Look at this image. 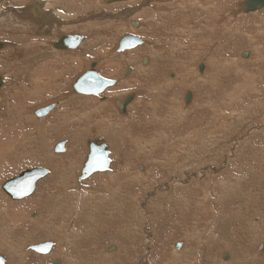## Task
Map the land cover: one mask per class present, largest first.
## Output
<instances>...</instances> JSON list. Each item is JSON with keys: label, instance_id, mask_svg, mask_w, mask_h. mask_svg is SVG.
I'll use <instances>...</instances> for the list:
<instances>
[{"label": "rangeland", "instance_id": "374dc122", "mask_svg": "<svg viewBox=\"0 0 264 264\" xmlns=\"http://www.w3.org/2000/svg\"><path fill=\"white\" fill-rule=\"evenodd\" d=\"M31 1L9 0V6L22 9ZM66 1H55L57 6L53 3V8L71 23L58 28L64 34L55 33L50 39L32 34L35 25H27V18L20 19L13 11L10 18L0 16V43L24 44L25 50L32 47L26 50L25 57L11 59L15 65L9 73L10 83L0 89V132L7 135L5 142L12 138L17 142L13 144L12 157L8 152L1 154L4 147L0 144V167L9 166L17 157L25 156L27 160L25 154L36 159L12 165L0 177V200L4 197L3 201L14 207L23 205L18 208L23 217L20 227L16 222L12 226L0 209V256L5 257L6 264H53L56 259L61 264H264V9L242 15L235 11L243 0H197V8L203 7L200 9L189 7L187 0L188 3L161 0L164 11L155 16L151 9L154 4L148 2ZM172 4H179V9L173 8L175 13ZM133 8H137L135 14L126 19L102 17L75 22L86 16L121 14ZM186 11V20H199L194 32L202 33L197 37L201 42L197 47L194 33L181 45L179 34L172 36L174 29L170 30L169 21L178 25L176 19ZM209 11L215 20L210 26H203V21L211 19ZM161 13L163 16H159ZM162 20L166 23L164 28L159 27ZM156 28L163 31L157 33ZM24 30L29 34L22 36ZM66 35L93 37L78 52L51 54L53 45ZM129 35L141 38L145 44L117 53L120 40ZM40 41L52 46L41 49L43 46L36 44ZM9 45L7 49L14 52ZM175 48L184 49L177 52V59L172 57ZM247 52L252 54L244 59ZM142 57L151 61L143 63ZM0 61V67L5 68L6 59L0 57ZM22 61L27 67L19 63ZM91 63L98 64L97 71L106 80L117 79V86L110 89L116 93L105 96L106 107L102 106L104 96L93 98L97 101L94 104L89 96L73 93L74 82ZM201 65L203 73L199 70ZM55 66L59 68L56 72L67 66L72 73L65 74L58 85L47 86L48 73ZM106 68L119 75L105 76ZM128 69L132 70L129 75ZM174 79L177 81L173 84ZM166 85H172V106L163 110L164 105L158 104L167 95ZM188 90L192 101L186 105ZM131 93L136 97L127 113L122 114L115 101ZM113 97L116 100L112 101ZM79 100H87L89 108L80 105ZM182 101L185 107L192 106L191 114L183 120L177 116L169 118L180 110ZM52 104L57 108L45 118L35 115L40 108ZM17 107H23L21 113ZM104 110L111 112L110 121H106L107 117L104 120ZM198 110H202V115L195 112ZM156 113L159 120L170 119L169 134L163 131L162 122L153 119ZM5 118L11 121L3 126ZM17 118L22 119L19 125ZM114 119L121 124L113 123ZM204 119L208 125L203 124ZM198 120L201 123L196 125ZM10 128L20 129V133L11 134ZM63 140L67 142L66 151L55 153V147ZM90 140L107 144L111 168L79 182ZM19 142L24 145L22 152L15 149ZM54 166L59 168V174L53 173ZM38 168L47 169L49 174L37 183L30 197L13 200L3 191L8 180ZM44 188L48 189L42 203L34 210L25 208L26 201ZM52 192L50 199L48 193ZM64 198L69 200L62 202ZM32 213L41 219L39 228L30 222ZM45 243L53 244L55 253L42 255L30 249ZM178 243L182 244L180 250L175 248Z\"/></svg>", "mask_w": 264, "mask_h": 264}, {"label": "bare ground", "instance_id": "6f19581e", "mask_svg": "<svg viewBox=\"0 0 264 264\" xmlns=\"http://www.w3.org/2000/svg\"><path fill=\"white\" fill-rule=\"evenodd\" d=\"M17 1H19L20 2V0H16V2ZM55 1L57 2V0H32L31 1V3H30V5L29 6H27V7H25V8H16V9H13L12 7H10L9 6V0H0V16L2 17V18H10L11 16V12L13 11L14 12V14L15 15H17V17L18 18H20V19H23V18H27L26 19V21H24V22H26V24L28 25V23H32V24H34L35 25V29H34V32L32 33V34H35L36 36H38L39 37V35H45L46 37V39H50V38H48V37H50V36H52L53 34H55V33H57V35H62V34H64V32L63 33H61L60 34V32L61 31H63V30H60L59 31V27L61 26V25H67L68 23H71L70 22V20L69 21H66L65 19H63L61 16H59V13L55 10V7L53 8V3H54V5H56L55 4ZM62 2H64L65 1V3L67 2L66 0H61ZM121 1H124V0H121ZM125 1H128V0H125ZM132 1H134V2H139L140 1V3H146L147 4V2L148 3H151V4H154V6H152L151 5V9H152V11L155 13V16H157L156 14H158L159 12L158 11H160V12H163L164 11V8H162V7H160V4H161V0H132ZM155 1V2H154ZM160 1V2H159ZM177 1V0H176ZM184 1H186V0H184ZM187 1H190V3H188ZM186 2L188 3V4H191V5H189V7L190 6H196V8H197V5H198V2H197V0H187ZM209 1V0H208ZM175 2V1H174ZM202 2H204V1H202ZM210 2H212V1H210ZM213 2H215V0H213ZM29 3V2H28ZM58 3V2H57ZM85 3V2H84ZM181 3V2H180ZM183 3V2H182ZM186 3V4H187ZM207 3H209V2H207ZM206 4V3H205ZM212 5H213V3H211ZM210 4V5H211ZM21 5V4H20ZM69 5V4H68ZM73 5V4H72ZM84 5V4H83ZM90 5V4H89ZM182 5V4H181ZM184 5V4H183ZM57 6V5H56ZM80 6V5H79ZM162 6V5H161ZM172 6V11L174 10L173 8H175V4H172L171 5ZM170 6V7H171ZM177 6H179V4L177 5ZM176 6V8H178ZM201 6V5H200ZM216 7L217 8V6L216 5H213V7ZM75 7V6H74ZM182 7V6H181ZM205 7V6H204ZM208 7V6H207ZM72 8V7H71ZM84 8V7H83ZM139 8V7H138ZM143 8V7H142ZM169 8V7H168ZM175 8V9H176ZM199 8V7H198ZM197 8V9H198ZM200 8H203V7H200ZM199 8V9H200ZM238 9H237V11H235V12H237L238 14H242V15H247V14H244V13H241V12H239V6L237 7ZM54 9V10H53ZM60 9V8H59ZM86 9V8H85ZM84 9V10H85ZM179 9V8H178ZM189 9H193L192 7L191 8H189ZM210 9H212V7L210 8ZM62 10V9H61ZM64 10V9H63ZM66 10V9H65ZM64 10V11H65ZM136 10H137V8L135 9V8H133V10L132 9H127L126 11H124V12H122L121 11V14H111V13H105V14H102L101 15V13H99V14H95V15H92V16H86V17H82L81 19H79V20H77V21H75V22H82V20L84 21L85 19H102V17H110V18H113V19H117V20H121V19H126V18H128L129 17V15H132V13H134V12H136ZM181 11L183 10V9H180ZM179 10V11H180ZM194 10V9H193ZM67 11V10H66ZM65 11V12H66ZM75 11V10H74ZM78 11V10H77ZM180 11V12H181ZM187 11H188V9H187ZM186 11V13L184 14V12L182 13V15H181V17L180 16H178V17H180V19L179 18H177L176 19V21H177V24L178 25H174V23L173 22H171V21H173V20H170L169 22V25H170V30H173L174 29V33H172V36H175L176 34L178 35L179 34V36H180V39H179V42H180V44L182 45V44H184V43H186V40L187 39H185V38H189L191 35H193V33L195 32L196 33V24L199 22V20H197L196 18H194V19H196V20H191L189 17V19L188 20H186V18H187V16H188V13L189 12H187ZM197 11V10H196ZM19 12H23L24 14L22 15V14H20ZM79 12H81V11H79ZM78 12V13H79ZM192 12V11H191ZM200 12V11H199ZM258 12H260V11H257V12H254V13H258ZM63 13V12H62ZM69 13V12H68ZM75 13V12H74ZM77 13V12H76ZM153 13V14H154ZM173 13H175V10H174V12ZM253 13V14H254ZM13 14V13H12ZM65 15H66V13H64ZM85 14V13H84ZM135 14V13H134ZM133 14V15H134ZM137 14V13H136ZM152 14V15H153ZM207 14H208V18H211V19H209V20H206L205 22L203 21L202 22V25L203 26H210V24H211V22H213L214 20H215V16H214V13H210V11L209 12H207ZM250 14H252V13H250ZM62 15V14H61ZM71 15V14H70ZM76 15V14H75ZM83 15V14H82ZM148 15V14H147ZM160 15H162L163 16V14L161 13V14H159V16ZM177 15H179V14H177ZM72 16V15H71ZM77 16V15H76ZM80 16V15H79ZM155 16H153V17H151V18H154ZM161 16V17H162ZM259 16V15H258ZM23 17V18H22ZM132 17V16H131ZM150 17V16H149ZM172 17V16H171ZM72 18V17H71ZM70 18V19H71ZM157 18V17H156ZM202 18V17H201ZM73 19V18H72ZM162 19V18H161ZM163 19H165V18H163ZM171 19V18H170ZM193 19V18H192ZM168 20V19H167ZM166 20V21H167ZM186 20V21H185ZM87 21V20H86ZM163 21V20H162ZM185 21V22H184ZM93 22V21H92ZM168 22V21H167ZM184 22V24L183 25H181V23H183ZM153 23H155V21L153 22ZM0 24H1V22H0ZM151 24V23H150ZM199 24V23H198ZM153 25V24H152ZM155 25V24H154ZM161 26H159V27H165L166 26V23H165V21H163V23L162 24H160ZM168 25V26H169ZM227 25V23H225V26ZM32 26V25H31ZM148 26V25H147ZM179 26V27H178ZM150 27V26H149ZM152 27V26H151ZM175 27V28H174ZM178 27V28H177ZM181 27V28H180ZM228 27V26H227ZM93 28V27H92ZM152 28H154V27H152ZM151 28V29H152ZM26 29V28H25ZM89 29V28H88ZM168 29H169V27H168ZM5 30L6 29H2V31H4L5 32ZM29 30V29H28ZM86 30V29H85ZM118 30V29H117ZM1 31V32H2ZM65 31V30H64ZM69 31V30H68ZM163 30L161 29V28H156V32L157 33H161ZM166 31V30H165ZM202 31V30H201ZM200 31V32H201ZM59 32V33H58ZM97 32V31H96ZM197 32H198V30H197ZM206 32V31H205ZM204 32V33H205ZM27 31L26 30H24L23 32H22V36H26L27 35ZM169 33V32H168ZM194 33V39H195V46L194 47H197L198 45H201V42L199 41V39H197V37L199 38V36L202 34H200V35H198V34H195ZM212 33H213V31H212ZM211 33V34H212ZM222 33V32H221ZM29 34V33H28ZM217 34V33H216ZM20 35V34H19ZM104 35V34H103ZM153 35V34H152ZM219 35V34H218ZM221 35V34H220ZM261 36V35H260ZM259 36V37H260ZM63 37V36H62ZM61 37V38H62ZM93 36L91 35V36H89V37H87L86 39H84V41H83V43L80 45V47L79 48H77V49H69V50H65V49H63V50H57L55 47L53 48L54 50H51L50 51V53L51 54H53V55H58L57 54V52H61V51H63V52H70V50H72L73 52H78L80 49L82 50V48L85 46V44L86 43H88L90 40H91V38H92ZM209 37H210V35H209ZM213 37H214V35H213ZM212 36H211V39L213 38ZM182 39H185V40H182ZM201 39V38H200ZM221 39V38H220ZM232 39V38H231ZM21 40V39H20ZM45 40V39H44ZM166 40V39H165ZM4 41V40H3ZM6 41V40H5ZM197 41H199V42H197ZM50 42V41H49ZM172 42H174V41H172ZM171 42V43H172ZM189 42V41H188ZM187 42V43H188ZM193 42V39H192V41H191V43ZM178 43V42H177ZM190 43V44H191ZM10 44V45H9ZM27 44H30V46L32 45L31 44V42H29V43H27ZM38 46H43V47H40L41 49L42 48H44L45 49V47L44 46H46L48 49H50V47L52 46V43H48V42H46V41H40V42H38V43H36ZM170 44V43H169ZM174 44H176V42L174 43ZM256 44V43H255ZM8 45H9V47H13V50H14V52L13 51H11L10 49H7V47H8ZM164 45V44H163ZM168 45V44H167ZM186 45V44H185ZM32 46H34V45H32ZM54 46V45H53ZM172 46V45H171ZM190 46H192V45H190ZM189 46V47H190ZM229 46V45H228ZM203 47V46H202ZM30 48H32V47H27L26 48V50L27 49H30ZM172 48V47H171ZM174 48V47H173ZM188 48V47H187ZM208 48V47H207ZM189 49V48H188ZM193 49H195V48H193ZM26 50L24 49V44H22V46H20V45H17V44H14V43H8V44H6V43H3V48H1L0 49V57L1 58H5L6 59V67L5 68H2L1 69V73H0V77L3 79V82H4V85H3V87H8V85H9V83H10V80H9V73L11 72V69H12V66L13 65H15V62L13 61V60H11V59H15V58H18V59H20L21 57H25V52H26ZM106 50V49H105ZM183 50L184 49H182V48H179V49H177V48H175L173 51H172V57L174 58V59H177V52L178 53H182L183 52ZM259 50V49H258ZM92 51V50H91ZM88 52V51H87ZM208 52V51H207ZM14 53V54H13ZM125 53V52H124ZM164 53V52H163ZM166 53V52H165ZM189 53V52H188ZM171 54V53H170ZM169 54V55H170ZM246 54H248V55H251L252 53H250V52H247ZM60 55V54H59ZM79 55H81V52L79 53ZM37 56H39V55H37ZM110 56V55H109ZM108 56V57H109ZM114 56V55H113ZM162 56V55H161ZM64 57V56H63ZM105 57V59L107 60V55L106 56H104ZM111 57V56H110ZM119 57V56H118ZM162 57H164V56H162ZM170 57V56H169ZM74 58V57H73ZM88 58V57H87ZM143 58V63L144 62H146V61H148V60H150L149 58H147V57H142ZM161 58V57H160ZM166 58V57H165ZM29 59H31V57L29 58ZM63 59V58H62ZM77 59V58H76ZM180 59H181V57H180ZM218 59V58H217ZM245 59V58H244ZM70 60H71V58H70ZM72 60H74V59H72ZM78 60V59H77ZM166 60V59H165ZM61 61V60H60ZM66 61V60H65ZM151 61V60H150ZM167 61H168V59H167ZM178 61V60H177ZM194 61V60H193ZM36 62V61H35ZM73 62V61H72ZM81 62V61H80ZM166 62V61H165ZM164 62V63H165ZM19 63H21L22 64V66H24L25 64H26V62H24V61H22V62H19ZM56 63V62H55ZM77 63V62H76ZM163 63V64H164ZM110 64V63H109ZM108 64V65H109ZM210 64V63H209ZM263 64V63H262ZM66 65V64H65ZM77 65V64H76ZM153 65V64H152ZM211 65V64H210ZM62 66V65H61ZM161 66V65H160ZM163 66V65H162ZM167 66H168V64H167ZM181 66V65H180ZM24 67H27V65L26 66H24ZM164 67V66H163ZM162 67V68H163ZM169 67V66H168ZM61 68V67H60ZM67 68H69V67H65V68H61V70H58L57 72H56V69H59V68H57L56 66L53 68V69H51L52 71H50L49 73H48V79H47V81H45V85H49V84H52V85H54V84H57L58 85V83H59V80L60 79H62V77H64L65 76V74H67V73H69L70 72V70L72 69H67ZM207 68V67H206ZM5 69H7V70H5ZM47 69V68H46ZM110 69V68H109ZM109 69H105L104 70V74H105V76H109V77H116V76H118L119 74H117L116 72H114V71H110ZM181 69V68H180ZM222 69V68H221ZM76 70V69H75ZM163 70H164V68H163ZM16 71V70H15ZM42 71L43 70H41L40 69V72L42 73ZM49 71V70H48ZM72 71V70H71ZM162 71V70H161ZM189 72V71H188ZM36 73H38V72H36ZM36 73L34 74V75H36ZM46 73V72H45ZM70 73H72V72H70ZM177 73V72H176ZM190 73V72H189ZM198 73V72H197ZM178 74V73H177ZM176 74V75H177ZM218 74V73H217ZM198 75V74H197ZM43 76H45L44 74H43ZM170 76H172V75H170ZM181 76V75H180ZM182 76H183V74H182ZM158 77V76H157ZM19 78H20V76H19ZM153 78V77H152ZM180 78V77H179ZM182 78V77H181ZM39 79H40V77H39ZM156 79V78H155ZM177 79V78H176ZM176 79H174V80H171V82L174 84V83H176ZM189 79V78H188ZM14 80V79H13ZM45 80V79H44ZM117 80V79H116ZM182 80V79H181ZM192 80H194V79H192ZM41 81H42V79H41ZM63 81V80H62ZM40 82V81H39ZM44 82V81H43ZM179 82V81H178ZM183 82V81H182ZM194 82V81H193ZM168 83H170V82H168ZM172 84V85H173ZM194 84V83H193ZM56 85V86H57ZM172 85H166L168 88L167 89H165V90H167L166 92V96L163 98L164 99V101H161V103H157L159 106H163L164 105V109L163 110H165V108L166 107H168V105L170 104L171 106H172V100H170V98H171V94H172V92H170L171 91V86ZM188 86H189V84H188ZM193 86V85H192ZM35 87V86H34ZM43 87V86H42ZM38 88V87H37ZM36 88V89H37ZM166 88V87H165ZM189 88V87H188ZM36 89H35V91H36ZM46 89H47V87H46ZM161 89V88H160ZM162 89H163V87H162ZM8 90V89H7ZM40 90H42V89H40ZM187 92H191V91H187ZM186 92V93H187ZM116 92L114 91V90H108L107 92H105V94H104V97L106 96V95H109V96H113V94H115ZM194 93V92H193ZM207 93V92H206ZM35 94H37V92H35ZM135 94V93H134ZM136 95V94H135ZM183 96H185V95H183ZM90 97H92V96H89V100H90V102H91V100H93V98H96V97H92V98H90ZM101 97V96H100ZM155 98V97H154ZM86 99H88V97L86 98ZM97 99V98H96ZM160 99V98H159ZM180 99H182V98H180ZM67 100V99H66ZM111 100L112 101H114V100H116V98H111ZM154 100H156V99H154ZM80 101V100H79ZM94 101V100H93ZM106 101H107V97H106ZM106 101H105V103L102 105V106H104V107H106ZM116 101H118V100H116ZM115 101V102H116ZM160 101V100H159ZM95 102V101H94ZM157 102V101H156ZM180 102V100H178V103ZM92 103V102H91ZM173 103H175V100H174V102ZM79 104L81 105V104H83L84 105V107L86 106H88V108H89V103L87 102V100H81L80 102H79ZM94 104H97V101L94 103ZM196 104V100H195V98L193 99V104H192V106H193V109L195 108V105ZM180 105V104H179ZM49 106V105H48ZM58 106H59V104H58ZM192 106H190V107H185V105L183 104V101L181 102V107L179 108L180 110L177 112V113H171L170 114V117L169 118H171V117H174V116H177L178 118H180V119H184L185 118V116H186V114H191V112L189 111L190 109H192L191 107ZM46 107V106H45ZM116 107V106H115ZM18 108L20 109V110H18ZM22 108L23 107H17V110L21 113V111H22ZM44 108V107H43ZM57 108V107H56ZM110 108V107H109ZM162 108V107H161ZM262 108V107H261ZM11 109V108H10ZM41 109V108H40ZM104 109V108H103ZM152 109V108H151ZM172 109V108H171ZM171 109L169 108L168 109V111L170 112L171 111ZM264 109V108H263ZM158 110V109H157ZM166 110H167V108H166ZM203 110V109H202ZM202 110H198V111H195V112H197V113H200L201 115H202ZM260 111V110H259ZM97 112V111H96ZM233 112V111H232ZM262 112V111H261ZM9 113V112H8ZM12 113V112H11ZM51 113V112H50ZM49 113V114H50ZM48 114V115H49ZM86 114V113H85ZM98 114V113H97ZM101 114H103V117H104V120H106V117H107V119H109L108 117H111V112L109 113V112H107L106 110H104V111H101ZM132 114V113H131ZM236 114V113H235ZM264 114V113H263ZM48 115H46V116H48ZM93 115V114H92ZM23 116V115H22ZM46 116H44V117H42V118H45ZM88 116V115H87ZM103 117H102V115H101V117H100V119L102 120L103 119ZM154 117L155 118H153L154 120H156V121H160V122H162V124H164V125H162V128H163V131L164 132H166L167 134H169V132L172 130V129H170V125H168L167 124V121H169L170 119H164V120H159V118H158V113H156V114H154ZM21 118V117H20ZM20 118H17V120H16V124L17 125H19L20 123H22V119H20ZM6 119V121H3L2 120V125L4 126V125H6V123H8V121L10 120V118H5ZM173 119V118H172ZM100 120V121H101ZM174 120V119H173ZM182 120H181V122H182ZM186 120V119H185ZM11 121V120H10ZM106 121H110V119L109 120H106ZM207 119H204L203 120V124L204 125H208L209 124V122L207 121ZM113 123H120V122H117V121H115V119H114V121H112ZM187 122V121H186ZM171 123H173V122H171ZM201 123V120H198L197 122H196V125H198V124H200ZM32 124V123H31ZM121 124V123H120ZM1 126V125H0ZM153 129L154 130H156L155 132H157V129H156V127H154L153 126ZM13 130V131H12ZM12 131V132H11ZM95 131V130H94ZM163 131H162V133H163ZM3 132V131H2ZM93 132V131H92ZM159 132V131H158ZM4 134H2L1 132H0V144H2V146L4 147V149H2L1 148V154H6L7 152L8 153H10L11 154V157H12V154H14L15 153V151L13 152V144H15V143H17L15 140H14V138H12L10 141H8V142H5L6 141V138H7V135L5 136V132H3ZM9 133H11V134H18V133H20V129H17V128H15V129H13V128H10V130H9ZM43 137H45V135L43 136ZM64 141V140H63ZM16 146V145H15ZM24 145L23 144H21V142H19L18 144H17V146H16V148L15 149H17V150H21V149H24V147H23ZM77 148V147H76ZM10 149H11V151H10ZM71 150V149H70ZM24 151V150H23ZM31 151H35V150H31ZM20 152V151H19ZM21 152H22V150H21ZM73 152H74V150H73ZM21 155V154H20ZM26 155V157H27V160H25V156L24 157H22V159H20L21 157H17V158H15L13 161H10L11 163L9 164V166H2V167H0V177H1V175L5 172V170H7V168H9L10 166H17L18 165V162L19 163H23V164H27V163H29V162H32V161H34V160H36L35 158H33V159H29V157L27 156V154H25ZM10 156V155H9ZM17 156V155H16ZM19 156V155H18ZM22 156V155H21ZM67 156V155H66ZM11 157H9V158H11ZM76 157V156H75ZM77 158V157H76ZM72 159V158H71ZM11 160V159H10ZM73 160V159H72ZM9 161V160H8ZM66 161L68 162V160L66 159ZM65 161V162H66ZM247 161V160H246ZM44 162L46 163V164H50V163H48V161L47 160H44ZM64 162V161H63ZM66 162V165H68V163ZM74 162V161H73ZM250 163V162H249ZM247 164V163H246ZM3 165V164H2ZM8 165V164H7ZM52 165V164H51ZM55 165V164H54ZM62 166V165H61ZM248 166H249V164H248ZM84 167V166H83ZM174 167V166H173ZM110 168H111V166H110ZM175 168H177V167H175ZM171 170V169H170ZM180 170V169H179ZM141 171V170H140ZM212 171V170H211ZM171 172V171H170ZM178 172V171H177ZM53 173H55V174H59V168L58 167H53ZM196 173V172H195ZM64 174V173H63ZM172 174H173V172H172ZM168 175V174H167ZM170 175V174H169ZM168 175V176H169ZM55 176V175H54ZM58 176V175H57ZM64 176V175H63ZM212 176V175H211ZM53 177V176H52ZM59 177V176H58ZM37 185V184H36ZM58 185V184H57ZM56 185V186H57ZM61 185V184H60ZM51 187V186H50ZM53 188V187H52ZM51 188V189H52ZM55 188V187H54ZM45 189H48V188H44V189H41L40 191H38V193L33 197V198H30L29 200H27L26 201V203L24 204V207L25 208H32L33 210H34V208H37L41 203H42V200H43V198H44V194L46 193L45 192ZM57 189V188H56ZM59 190V189H58ZM62 190V189H61ZM53 191H55L56 193H57V191L54 189ZM50 192H51V190H50ZM59 192V191H58ZM64 192V191H63ZM65 193V192H64ZM53 195H54V193L52 192V193H48V196H49V198L50 199H52L53 198ZM57 195V194H56ZM57 197V196H56ZM68 197V196H67ZM79 197V196H78ZM3 199H4V197H3ZM3 199L2 200H0V209L2 210L1 211V213H3L2 214V216H4V215H6V219L8 220V221H10V223H12V226L14 225L13 223L14 222H16V224L17 225H19L18 227H20V224L19 223H21V221L23 220V217H22V212H21V209H18V208H22V206L23 205H20L19 204V206H16V207H14L12 204H10V203H5L4 201H3ZM67 200H69V198H64L63 199V201L62 202H65V201H67ZM7 201V200H6ZM10 206H12V207H10ZM51 207H53V206H51ZM55 207V206H54ZM5 209H7V210H5ZM47 209H49V208H47ZM51 210V209H50ZM25 211V210H24ZM56 211V210H55ZM33 212V211H32ZM54 213V212H53ZM57 213H59V212H57ZM25 217V216H24ZM32 219V220H31ZM30 222H33V224H34V226H37L38 228L40 227V223H41V219L40 218H38V215H36V214H34V213H32L31 215H30ZM78 220V219H77ZM58 221H60V220H58ZM26 223V222H25ZM28 223V222H27ZM75 225V224H74ZM10 226V225H9ZM30 226V225H29ZM54 226V225H53ZM71 226V225H70ZM24 227V226H23ZM26 228H28V225H27V227ZM55 228V227H54ZM58 228V227H57ZM29 229V228H28ZM59 229V228H58ZM27 230V229H26ZM50 230V229H49ZM49 230H47V231H49ZM67 230V229H66ZM77 230H80V228H78L77 227ZM29 233V232H28ZM70 236V235H69ZM34 243V242H33ZM52 253H55L54 252V250L52 251ZM42 255H47V254H42ZM66 256H68V254H66ZM1 257V256H0ZM4 259H5V257H4ZM115 259V258H114ZM57 260V259H56ZM6 261V260H5ZM59 261V260H58ZM8 263V262H7Z\"/></svg>", "mask_w": 264, "mask_h": 264}, {"label": "water", "instance_id": "95a60500", "mask_svg": "<svg viewBox=\"0 0 264 264\" xmlns=\"http://www.w3.org/2000/svg\"><path fill=\"white\" fill-rule=\"evenodd\" d=\"M121 0H106L108 4H113ZM264 9V0H243L239 3V12L244 14H250ZM135 27H138V24H133ZM84 37L79 35H66L60 40H58L54 47L57 50H69L77 49L83 43ZM145 42L137 36H126L122 38L118 44L117 53H122L124 51L132 50L136 47L143 46ZM3 48V43H0V49ZM244 58L248 57V54L243 55ZM96 64L91 65V70L83 73L77 80L74 82L72 89L73 93L76 95L84 96H94L98 97L103 93L108 87L114 86L115 82L106 80L103 78L96 70ZM200 73L204 71V65H201L199 68ZM4 82L0 77V89L3 87ZM135 94L131 93L126 96L122 102L117 101V106L120 109V113L126 114V107L130 105L134 99ZM192 101V93L188 92L185 96L186 105L190 104ZM56 104L46 106L39 109L35 112V115L38 118H42L48 115L56 108ZM66 141L58 144L55 147V153H64L66 151ZM88 156L84 163V167L78 178L79 182L87 180L92 175L96 173H105L110 170L111 161H110V152L107 144L103 141H88ZM49 174V171L45 168H38L33 170L24 171L18 177L8 180L2 186L4 192L7 193L13 200H23L30 197L36 190V184L46 177ZM182 247L181 243L176 245V249L180 250ZM53 244L45 243L40 245H33L30 247L32 251L41 254H49L52 251ZM226 259V257H225ZM0 264H6L4 258L0 257ZM53 264H61L60 261L56 260Z\"/></svg>", "mask_w": 264, "mask_h": 264}, {"label": "flooded vegetation", "instance_id": "af4514ba", "mask_svg": "<svg viewBox=\"0 0 264 264\" xmlns=\"http://www.w3.org/2000/svg\"><path fill=\"white\" fill-rule=\"evenodd\" d=\"M117 48H118V47H117ZM116 50H117V49H116ZM92 64H96V67H95V68H96V70H98V64H97V63H91V64H90V67H89L85 72L91 70V65H92ZM97 72H98V71H97ZM131 72H132V70H131V69H128L127 75H129ZM113 82H115V85H114V86H110V87H108L103 93H101V94L99 95V97H100V96H104L105 92H107L109 89H111V88H115V87L117 86V80H115V81H113ZM123 99H124V98H123ZM123 99H122L121 101H120V100H118V101L122 102ZM102 100L106 101V97L103 98ZM115 106H116V108H118V106H117V101H116ZM127 107H128V106H127ZM127 107H126V110H127ZM118 109H119V108H118ZM119 111H120V109H119Z\"/></svg>", "mask_w": 264, "mask_h": 264}, {"label": "crops", "instance_id": "0c3cea01", "mask_svg": "<svg viewBox=\"0 0 264 264\" xmlns=\"http://www.w3.org/2000/svg\"><path fill=\"white\" fill-rule=\"evenodd\" d=\"M1 62V61H0ZM0 69H2L1 67H0Z\"/></svg>", "mask_w": 264, "mask_h": 264}]
</instances>
